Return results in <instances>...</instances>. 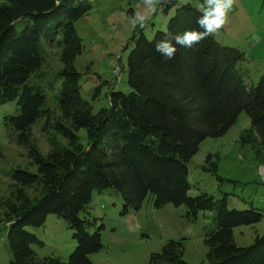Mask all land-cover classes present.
Here are the masks:
<instances>
[{
    "label": "trees",
    "instance_id": "trees-1",
    "mask_svg": "<svg viewBox=\"0 0 264 264\" xmlns=\"http://www.w3.org/2000/svg\"><path fill=\"white\" fill-rule=\"evenodd\" d=\"M176 2L160 0V5L167 12ZM91 9L90 0H0V103L15 101L18 106L17 113L5 115L4 125L27 148L36 169H11L10 194L5 200L0 197L10 264H93L89 255L104 245L102 226L89 232L95 218H90L88 204L94 190L109 187L120 193L123 212L139 210L148 198L156 208L185 205L190 220L199 211L216 209V225L204 238L208 251L202 264H264V234L246 246H238L233 237L234 227L259 222L261 212L228 208L226 197L187 195L188 161L202 140L224 134L241 111L250 119L244 134L254 137L255 153L264 164V71L255 84L247 85L239 67L244 52L219 44L214 36L192 49L176 45L171 60L156 52V42L166 33L201 30V11L186 2L175 7L165 31L152 39L141 29L138 37L132 36L134 46L127 56L130 90L111 89L109 105L93 112L80 95V73L74 67L82 51L74 23ZM21 18L28 23L18 31L14 23ZM47 46L61 47L59 115L54 117L42 108L43 87L28 81L42 65ZM115 67L122 72V65ZM119 81L113 78L114 84ZM99 91L100 86L94 97ZM40 118L47 154L33 143L32 127ZM31 186L40 188L36 195L27 192ZM49 214L64 219L73 231L76 246L66 261L40 257L32 248L43 242L26 227L43 226ZM182 252L181 242L169 240L160 253L152 254L150 264H188Z\"/></svg>",
    "mask_w": 264,
    "mask_h": 264
},
{
    "label": "rangeland",
    "instance_id": "rangeland-1",
    "mask_svg": "<svg viewBox=\"0 0 264 264\" xmlns=\"http://www.w3.org/2000/svg\"><path fill=\"white\" fill-rule=\"evenodd\" d=\"M176 6L192 3L196 8L204 0H176ZM92 9L75 23V29L82 40V51L74 60V67L80 73V95L92 104L96 112L109 105L107 93L111 89L129 91L127 83V56L134 44L131 40L141 33L152 39L157 31H165L175 7L164 12L159 4L156 13L144 5L143 0H90ZM139 12L147 17L146 26L133 25L129 17ZM28 23L21 18L14 23L20 31ZM226 46L237 47L245 54L239 65L247 85L255 84L264 71V0H235L228 15L224 31L214 36ZM61 47H49L44 53L42 65L32 72L29 83L43 87L45 108L51 116L59 115L58 94L61 78L57 75L62 68ZM119 57V58H118ZM116 65L123 70L117 71ZM115 67V68H114ZM120 81L113 83V78ZM99 94L94 97L97 87ZM15 101L0 103V197L7 199L11 180L7 173L18 166L36 170L27 157V148L16 143L15 133L4 125L5 115L15 114ZM42 118L32 127L34 144L43 154L49 145ZM250 128V119L241 111L235 123L217 137H207L201 141L198 151L190 158L188 182L190 197L206 193L215 200L226 197L228 208L239 210L255 208L262 218L255 224L239 225L233 228L234 241L238 246L249 245L256 235L264 234V164L255 153L254 137L246 136L244 130ZM81 141L86 142V132H79ZM213 164L217 169L214 171ZM36 195L40 188L26 189ZM90 218L95 224L89 232L100 229L104 247L89 255L93 264H150L152 254L160 253L165 243L175 240L182 243V259L188 264H202L206 260V233L216 225L217 210L199 211L195 220L187 217L185 205L168 203L156 208L153 199L148 198L139 210L123 212V200L119 192L109 187L94 190L88 204ZM4 208L0 204V217ZM82 216V214H81ZM43 244H32L38 256H53L62 261L68 259L76 241L73 231L55 214H49L41 227H26ZM6 227L0 224V264H10L11 252L6 238ZM159 264H171L158 261ZM157 262V263H158Z\"/></svg>",
    "mask_w": 264,
    "mask_h": 264
},
{
    "label": "clouds",
    "instance_id": "clouds-1",
    "mask_svg": "<svg viewBox=\"0 0 264 264\" xmlns=\"http://www.w3.org/2000/svg\"><path fill=\"white\" fill-rule=\"evenodd\" d=\"M144 5L152 13H156L160 0H143ZM235 0H204L199 6L201 11L197 19L199 29H186L182 33H166L165 36L156 42L155 50L166 60L174 59L177 52L176 45L182 48H194L209 36L216 35L227 23L229 12L232 11ZM130 22L141 28L146 26L147 17L139 12L129 17Z\"/></svg>",
    "mask_w": 264,
    "mask_h": 264
},
{
    "label": "crops",
    "instance_id": "crops-1",
    "mask_svg": "<svg viewBox=\"0 0 264 264\" xmlns=\"http://www.w3.org/2000/svg\"><path fill=\"white\" fill-rule=\"evenodd\" d=\"M220 31H224V27H223ZM220 31H219V32H220ZM214 36H215V35H214Z\"/></svg>",
    "mask_w": 264,
    "mask_h": 264
}]
</instances>
